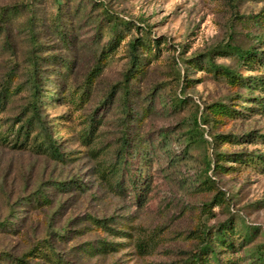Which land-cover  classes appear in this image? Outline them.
<instances>
[{
    "label": "rangeland",
    "instance_id": "obj_1",
    "mask_svg": "<svg viewBox=\"0 0 264 264\" xmlns=\"http://www.w3.org/2000/svg\"><path fill=\"white\" fill-rule=\"evenodd\" d=\"M263 50L264 0H0V264H254ZM33 77L59 159L16 144Z\"/></svg>",
    "mask_w": 264,
    "mask_h": 264
},
{
    "label": "trees",
    "instance_id": "obj_2",
    "mask_svg": "<svg viewBox=\"0 0 264 264\" xmlns=\"http://www.w3.org/2000/svg\"><path fill=\"white\" fill-rule=\"evenodd\" d=\"M65 36L63 37V41L66 40ZM140 39H133L129 42V48H130V54H131V68L129 69V72L127 73L126 75V81H129L130 78H137V73L140 72L143 68V64H142V59L140 58L139 54L137 53V49L139 46H144V43L142 41H139ZM156 43H158L156 41ZM264 52V50L262 51ZM239 55H240V58L242 60H245L247 62H255L256 60L260 59L261 57H258V53L256 52V50L254 49V47H250L249 49L247 50H240L239 51ZM67 61L66 59H62V65L65 66L67 64ZM209 64L211 63L210 61L208 62ZM36 65V62L33 61V66L35 67ZM190 64V62L188 63ZM187 64V65H188ZM68 68V67H67ZM69 69H70V66H69ZM33 73H31L32 75ZM35 74V73H34ZM226 74L230 75L231 73L230 72H226ZM33 76V75H32ZM236 77V75L232 74V77ZM31 86H32V89H33V93H34V96L32 98V101L29 103L28 105V111H30V116L27 117V119H25V123H22L17 131L16 134H21L23 136V139L21 138H17L16 140H18L16 144H18L17 146H22L24 147L25 144H27L28 140H27V137H28V134L29 132L32 130H34V126H38L39 129H38V133L33 137V142L34 144H36V146H38V148H40L42 151L52 155V156H55V158H61V152L59 150V143L56 142V140L53 139L52 137V134L49 132V129L46 127L45 123L43 122L42 120V117L39 113V103L37 101V97L39 96V98H43V95H40L37 94V88L39 89V85L36 84V82L34 81V77H33V81L31 82ZM128 85H126L124 83V93L123 94V102H125V104L127 105L128 102H131L129 100V98L132 96V93L133 95L137 94V91H134V90H130ZM5 89H3L2 92H4ZM4 98L5 96L3 97V99L0 100V102H3L4 101ZM182 98H177L176 102L173 103V108H176L177 105L180 103V102H184L183 100H181ZM42 102V101H41ZM219 109H223V107L221 106H217V109H214V111L216 112H220ZM126 112L129 111V108L126 107ZM206 115L202 118L203 121L206 120ZM137 121L136 122H141L140 120L141 119H136ZM195 124L196 126L198 127V122H197V119H195ZM23 132V133H22ZM85 137H87V139H89L90 137L88 136V133L87 135L85 134ZM38 138H40V140L38 141ZM200 138L205 140L204 139V136L203 134L200 135ZM22 141H20V140ZM26 140V141H25ZM24 142V143H23ZM26 142V143H25ZM128 144L129 142L126 141L124 142L123 144V147H125V150H128ZM123 149V148H122ZM124 150V149H123ZM240 156V155H239ZM233 158H235V156H233ZM237 159H241V156L238 157ZM248 161V160H247ZM257 159H255L254 162H256ZM249 162L253 163L252 160L250 161V158H249ZM243 164H246V161H244ZM126 163L123 162V166L125 167ZM216 163L214 164L213 166V170H216L219 169V168H222V166ZM208 166H211V164L209 163ZM67 186L69 185H66L65 182H60V181H55L53 183V188L55 189H65ZM75 186H78L77 184ZM43 200H48L46 199V196L43 195ZM29 200V199H27ZM224 227L225 226H222L220 229H218L217 233H216V238L217 240L220 242V244H225V247H233L232 243H226V239H225V235L223 234V232H225L224 230ZM228 229L231 230V227H228ZM223 231V232H222ZM214 243H205L202 247V249H207L208 251H211L213 254L212 256L213 257H216V253L214 251ZM264 246H261V249L257 250V252L255 253V262L254 264H264V250H263ZM21 264H28L24 259H21ZM228 264H231V263H228Z\"/></svg>",
    "mask_w": 264,
    "mask_h": 264
}]
</instances>
